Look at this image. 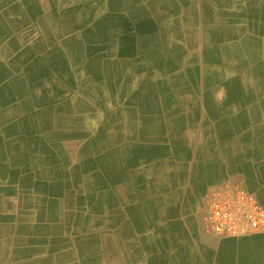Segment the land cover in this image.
<instances>
[{
    "label": "bare ground",
    "instance_id": "6f19581e",
    "mask_svg": "<svg viewBox=\"0 0 264 264\" xmlns=\"http://www.w3.org/2000/svg\"><path fill=\"white\" fill-rule=\"evenodd\" d=\"M244 140L264 157V0H0V264H264L206 223L264 192L192 177ZM169 185L194 217L157 245Z\"/></svg>",
    "mask_w": 264,
    "mask_h": 264
},
{
    "label": "crops",
    "instance_id": "0c3cea01",
    "mask_svg": "<svg viewBox=\"0 0 264 264\" xmlns=\"http://www.w3.org/2000/svg\"><path fill=\"white\" fill-rule=\"evenodd\" d=\"M179 143L180 142H178V139L176 138V140L172 141L171 144H179ZM194 143H195L194 145H197L196 141ZM230 144H233V145H230ZM220 145L221 146L230 145L232 148H234V151L237 152L238 154H237V156L236 155H233V156L232 155H228V156L218 155L216 157L218 159H216V158L214 159L213 157H211V158L207 159V161L205 159L201 160V164L209 165L207 170H205L204 175H197L200 173H196V174L192 175L193 179H195V180H197V176H199L201 178L200 180L203 183V186L201 187L200 192L204 193L210 184L221 182V181H223L229 177H233L234 180L242 181L247 186V188H249L252 191H256L258 193L264 192V157H262V155H261L260 146L258 148H256L257 147L256 144H253L251 141H248V140L237 141V142L235 141L233 143L220 142ZM250 147H251V149H255V152L253 151L250 154L247 153V151L250 150ZM206 149L210 150L211 148L209 146V147H206ZM242 150H245V152L243 153ZM221 156H223V157H221ZM209 163H211V164H209ZM179 169L180 168L177 169V171H178L177 173L178 174H182V173L184 174V171L180 173ZM171 188L174 189L173 193L171 192L172 196H173L172 200L175 197V201L174 202L172 201V204H171V202H164L161 205L158 203L157 204L158 206L155 205L156 207L153 206L152 210L150 208V209H148L149 211L148 210L146 211L147 212L146 213L147 214V220L151 221L153 219L154 221L152 220V222H153V228L151 229L152 231L148 232L147 235L144 234L143 236H148L151 239L152 238L154 239V237H155V239H154L155 241L152 239L153 240L152 242L153 243L155 242V244H157V245H158L159 241L161 242V244L165 241L164 236L160 235L161 234L160 228H162L166 225H169V223H171L172 221H178L179 220V219H177V218H179V213H180L179 209L181 208L182 202H184L185 198H187V197L184 198V196L182 194L175 196L176 188H175V186L173 187V185H171V186L169 185L168 190H170ZM192 189L193 188L189 187L188 192L192 191ZM262 198L264 200V196H262ZM175 202H176V204H175ZM172 205H173V207L171 208L170 206H172ZM169 208L172 210V216L164 217V218L159 216L160 210H163L164 212L166 211L165 213H167V211H171V210H168ZM182 213L183 212H181L180 214H182ZM153 214L155 217L153 216ZM184 216H185V214H184ZM193 217H194V215H192L191 212H188V217L186 215L184 217V219L188 220V219H192ZM167 219H168V221H167ZM175 219H177V220H175ZM163 221H164V223H163ZM155 223H159V224L156 225ZM154 225H155V227H154ZM179 225L181 227H183L181 224H179ZM205 228H206V226H205ZM153 229H155L157 231L154 233L155 230L153 231ZM143 236H141V237H143ZM138 239L139 240L136 239L135 243H132V244H137L139 246L141 244V242H140L141 238H138ZM248 239L226 240L224 242L229 243V245L242 246V247L244 246V248H246V250L248 251V255H250V256H256V257L262 256L263 252L261 250L264 249V234H262L260 236H256L253 241L248 242ZM215 242H217V241H215ZM158 251L159 250L156 249V253L152 252V251H146V252L143 251L144 252L143 253L140 250V255L143 256L145 261H146V259L147 260L152 259L150 256L153 257V255H154L153 259H158L157 258V257H159L157 255ZM147 252L149 253L148 257L146 256ZM143 258H142V260H143Z\"/></svg>",
    "mask_w": 264,
    "mask_h": 264
},
{
    "label": "built area",
    "instance_id": "2783aa9c",
    "mask_svg": "<svg viewBox=\"0 0 264 264\" xmlns=\"http://www.w3.org/2000/svg\"><path fill=\"white\" fill-rule=\"evenodd\" d=\"M207 199L206 223L211 232L225 237L264 233V206L240 186L227 184L211 191Z\"/></svg>",
    "mask_w": 264,
    "mask_h": 264
},
{
    "label": "rangeland",
    "instance_id": "374dc122",
    "mask_svg": "<svg viewBox=\"0 0 264 264\" xmlns=\"http://www.w3.org/2000/svg\"><path fill=\"white\" fill-rule=\"evenodd\" d=\"M203 205H204V206H203ZM204 208H205V204H204V203H203L202 205L199 204L198 206L195 207V212H197V213L199 212V213H200V217H201V219H202L201 222H202V226H203L202 228H203V230H204L206 233H208L207 230H206V228H205V222H204V221H205V219H204L205 216H204V211H203ZM193 213H194V212H193ZM184 214H185L184 212H183L182 214L179 213L180 216H184ZM186 215H187V217H188V212H186L185 216H186ZM192 215H194V214H192ZM208 234H210V233H208ZM211 235H212V234H211Z\"/></svg>",
    "mask_w": 264,
    "mask_h": 264
}]
</instances>
